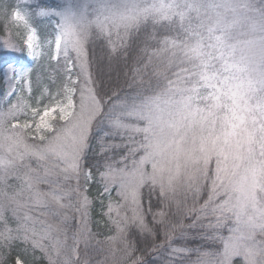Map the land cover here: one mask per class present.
I'll use <instances>...</instances> for the list:
<instances>
[{
  "label": "snow or ice",
  "instance_id": "1",
  "mask_svg": "<svg viewBox=\"0 0 264 264\" xmlns=\"http://www.w3.org/2000/svg\"><path fill=\"white\" fill-rule=\"evenodd\" d=\"M53 17L42 39L32 21ZM10 25L34 67L2 81L0 264H264V0L18 5L8 53Z\"/></svg>",
  "mask_w": 264,
  "mask_h": 264
},
{
  "label": "rangeland",
  "instance_id": "2",
  "mask_svg": "<svg viewBox=\"0 0 264 264\" xmlns=\"http://www.w3.org/2000/svg\"><path fill=\"white\" fill-rule=\"evenodd\" d=\"M18 1H19V7L21 9L27 7L30 10L34 9L37 4H39L41 6H44V7L56 8V7H53V6H54V3H57V4H59V6H58V8H59L60 6H63L64 3H65V0H42V2H40L41 0H33V2L30 5H24V4H22L20 2V0H18ZM49 20H55V18L54 17L53 18H36L35 20L32 21V23L36 22L37 25H39L40 28L47 29L48 31H45L46 37L51 38V36L53 35V33H52L53 25L51 23H49ZM15 28H17V27H15ZM18 29H23V28L20 27ZM38 35L41 37V35L39 33V30H38ZM10 38L13 40L12 36ZM41 38L43 39V37H41ZM3 39H5V38L0 37V41H2ZM99 46L100 47L103 46V44L101 42H99V41H97L95 45H91L90 57L95 58V55H93V50H94V54H95L96 47H99ZM17 52L18 51L12 52V53H8L6 50H4L2 47H0V97L3 96L4 91H5V87H6L3 84L2 81L4 79V72L6 70V64L7 63H14L17 66L34 67V62H33L32 58L27 55L26 50H25L26 56H25L24 59L23 58L19 59L17 54H16ZM14 58H18V59H14ZM45 62H47V61L42 58L41 61H40V64L43 65V67L35 69V71L33 72V80H35L37 72H39L42 75H44V73L46 72V69L44 67L45 66ZM95 64L96 63H95V60H94L93 67L95 66ZM93 219H95L94 215H93ZM93 230L95 232L99 233V235L97 236V239H100V240H103L104 235L107 234V231L106 232L99 231L98 228L95 226V224L93 225ZM193 241L195 243H197V245L196 246L194 245L193 248H196V247H200L201 248L202 247L203 249H211V248L218 247L217 244H214V243H212L210 241H205V240H193ZM96 248H97V246L95 245V241H93L92 245L88 249V257H89L90 260L91 259H96L98 257V255H100L97 252ZM30 252L35 254L37 258L39 257L40 259H42L45 262V264H46V260L42 257V255H41V253L39 251L33 252L29 248L25 252V255H29L30 256L31 255ZM196 255L197 254H194V260L196 259ZM82 258H83V256H82Z\"/></svg>",
  "mask_w": 264,
  "mask_h": 264
},
{
  "label": "trees",
  "instance_id": "3",
  "mask_svg": "<svg viewBox=\"0 0 264 264\" xmlns=\"http://www.w3.org/2000/svg\"><path fill=\"white\" fill-rule=\"evenodd\" d=\"M40 2H42V0ZM18 5H19V1L18 0H0V25L3 24L4 19H6L7 16L10 14V12L14 8H16ZM58 6H59V4L54 3L53 7L58 8ZM33 26L37 27L41 37H43V38L46 37L45 31H48L47 29L40 28L39 25H37L36 22H33ZM10 30L13 33V35H12L13 41L18 46H20V48L22 49L21 51H18L16 54H17L19 59H21V58L24 59L25 56H26V53H25L26 49L24 48L22 41H23V37L25 35V33H24L25 31H24V29H18V28H15V27L11 26V25H10ZM17 31H19V33H20L19 36L15 35V33ZM0 37L6 38L5 35H4V31H3V27L2 26H0ZM90 48H91V45H90ZM94 55H95V58H93V62L95 60L96 64L93 67V73H94V75H96L98 77V79L107 82L109 80V76H110V69L107 67V61L102 58L103 55H104L103 46L102 47H100V46L96 47V51H95ZM18 58H14V59H18ZM44 67L46 69V72L44 73L43 76L46 77L48 75V71L50 70L47 62H45V66ZM45 82H47V80H45ZM95 147L96 146L94 145L93 146V154L92 155H94V153H95ZM98 188H99V186H97V187H95V188H93L91 190L93 196H95L97 194ZM154 204H155V202H154ZM97 211H98V209H97ZM93 215H94V218H95L94 220H98L99 219V216L96 215L95 212L93 213ZM97 228H98L99 231H102V232H106L107 231L104 226H99ZM194 245L196 246L197 243H195L194 241H189L188 242V246L189 247L193 248ZM19 250L20 249L17 248L15 251H19ZM15 251H14V254H15ZM30 254L31 255L29 256V255H25V253H24V257L27 260L28 264H45V262L42 259H40L39 257L37 258L35 254H33L31 252H30ZM139 254L140 253H137V255H139ZM194 254H196V253L195 252L191 253V255L189 256V260H194ZM145 259L148 261V264H156L154 257H152L151 255H147L146 254L145 255ZM10 260H11V258L9 259V264H10Z\"/></svg>",
  "mask_w": 264,
  "mask_h": 264
}]
</instances>
